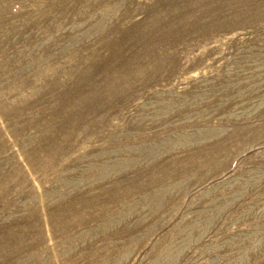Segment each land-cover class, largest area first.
<instances>
[{
	"label": "rangeland",
	"instance_id": "374dc122",
	"mask_svg": "<svg viewBox=\"0 0 264 264\" xmlns=\"http://www.w3.org/2000/svg\"><path fill=\"white\" fill-rule=\"evenodd\" d=\"M0 264H264V0H0Z\"/></svg>",
	"mask_w": 264,
	"mask_h": 264
}]
</instances>
